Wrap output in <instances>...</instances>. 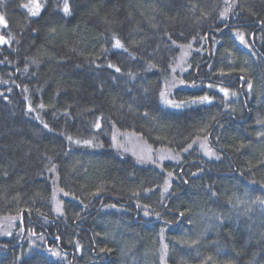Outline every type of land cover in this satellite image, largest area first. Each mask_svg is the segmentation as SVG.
Segmentation results:
<instances>
[{"label": "trees", "instance_id": "1", "mask_svg": "<svg viewBox=\"0 0 264 264\" xmlns=\"http://www.w3.org/2000/svg\"><path fill=\"white\" fill-rule=\"evenodd\" d=\"M64 3L0 0V264H264V0Z\"/></svg>", "mask_w": 264, "mask_h": 264}, {"label": "snow or ice", "instance_id": "2", "mask_svg": "<svg viewBox=\"0 0 264 264\" xmlns=\"http://www.w3.org/2000/svg\"><path fill=\"white\" fill-rule=\"evenodd\" d=\"M40 11H41V5H40L39 3H36L35 6H34V8H31V9H30V12H31V15H32V16H36V15H38V14L40 13ZM63 11H64V13H66V14L69 12V5H68V3H67V0H65V3H64V6H63ZM225 15H226V12H222V13H221V16H222V17L225 16ZM0 23H4L2 17H0ZM238 35L240 36L241 42H243V35H242V34H238ZM3 42H4L3 38H0V43H3ZM115 46H116V47H122V45H121V43H120L119 40H116V42H115ZM109 67H113V66H112V65H109ZM115 70H116L117 72L120 71L119 68H116ZM180 83L183 84L184 82H183V81H180ZM209 87H212V86L209 85ZM219 91L222 92V93H224L225 96H227V95L229 94V93H228V90L225 89V88H220ZM232 95H235V93H232ZM161 96H164V93H163V92L161 93ZM204 102L211 103V98L208 97L207 95H205V96L198 97V98H196V99L190 101V103H204ZM168 103L172 104L171 101H169ZM172 106L177 107V108L182 107V106H183V102H182L181 104H172ZM29 110L31 111V108H29ZM44 127L47 128V127H48L47 124H45ZM95 127H96L97 129H99V128L101 127V124L99 123V118H98V120H97V123L95 124ZM113 139L115 140V137H113ZM85 143L90 144L91 142H90V141H85ZM190 147H191V145H190ZM205 154H206V155H214V153L212 152L211 149H208V150L206 151ZM149 158H150V157H149ZM162 158H163V157H162ZM169 175H172V174L169 173ZM166 183H167V181H166ZM57 211H59V208L57 209ZM145 214L147 215V213H145ZM33 235H34V233H33ZM41 238H42V237H41ZM52 254H53V255H57V253H55V252H53Z\"/></svg>", "mask_w": 264, "mask_h": 264}]
</instances>
